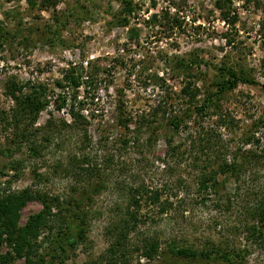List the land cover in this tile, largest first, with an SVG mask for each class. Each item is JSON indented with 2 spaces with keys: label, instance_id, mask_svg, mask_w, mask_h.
Instances as JSON below:
<instances>
[{
  "label": "rangeland",
  "instance_id": "rangeland-1",
  "mask_svg": "<svg viewBox=\"0 0 264 264\" xmlns=\"http://www.w3.org/2000/svg\"><path fill=\"white\" fill-rule=\"evenodd\" d=\"M73 1L0 0V198L30 189L46 194L51 203L58 199L50 228L36 241L38 252L49 250L46 264H163L170 260V244L200 250L211 243L216 249L248 245L245 263L264 264V246L244 240L254 222L244 208L256 198L243 201L251 188L264 196V0H81L91 20L74 11L50 37L49 28L65 20ZM218 1L238 17L234 27L220 20ZM162 8L183 18L186 28L165 33L146 22ZM226 39L233 40L230 46ZM174 57L199 65L185 71L171 61ZM221 62L237 70L241 66L256 83H239L202 114L200 123L213 138L211 149L200 154L190 141L199 129L192 121L195 114L187 129L174 133L161 122L162 111L153 112L167 95L178 108L199 105L222 80L213 69ZM72 68L75 75L93 73L101 82L92 89L80 78L72 92L64 81ZM11 82L22 88L16 92L20 99L31 90L39 93L43 107L34 121L17 110L6 91ZM187 85L196 92L191 105L179 94ZM86 92L94 100L79 107ZM119 102L133 119L143 113L153 123L139 129L132 123L126 132L115 123ZM71 111L87 123L73 122ZM169 137L178 147L175 154L167 150ZM238 149L259 163H251L218 194L200 190L202 166L209 171ZM72 198L86 213L84 238L74 234L73 244L64 243V251L55 250L52 257ZM41 209L39 200L26 201L17 227ZM7 238L0 237V253L23 264ZM154 242L159 253L149 259L146 252Z\"/></svg>",
  "mask_w": 264,
  "mask_h": 264
},
{
  "label": "trees",
  "instance_id": "trees-1",
  "mask_svg": "<svg viewBox=\"0 0 264 264\" xmlns=\"http://www.w3.org/2000/svg\"><path fill=\"white\" fill-rule=\"evenodd\" d=\"M80 1L81 0H74L72 6L66 10L65 15L63 16L65 20H63V22L62 20H60L49 28L48 33L50 37H55L56 32L61 26L64 25V22L68 23L70 21L69 18L73 17L74 11H76L77 13L79 10L82 11V20H91L89 9L81 5ZM129 3L130 5L132 4L131 2ZM126 4V12L128 14L132 13V8L129 7L128 3ZM92 7L95 6L92 4ZM216 8L219 10L220 20L222 21V23L226 24L228 27H234L235 23L238 21V17L236 16V14L231 15L230 12L226 11L223 2L220 1L217 2ZM182 20L183 18L180 19L179 17L171 16L169 9L166 8H162L158 13H151L146 18L147 23L153 24L154 27L158 26V28H160L159 30H163L165 33H171L174 30H183L184 28H186V26L183 25ZM225 42L228 46H230L233 40L231 41V39H226ZM174 59L175 57L171 61L176 65V67L185 71L190 69L191 66L195 64L199 65V63L194 60L187 61L183 59ZM240 67L239 70H237L233 66L224 64V62L214 65V71L219 77L222 78V80L215 83L216 90L207 94L199 105L178 108L175 104L167 102L168 98L170 97L169 95H167L165 97H161L159 104L155 107L156 110H154L153 116H157L158 111L161 110V122L167 124V126L171 128L172 132L179 133L180 130H185L188 128L187 120L190 121L192 115L195 114L192 121L199 127L197 133L195 132V139L189 135L188 131L186 133L190 136V141L193 142L192 150L196 148L200 152V154H203L208 149H211V146L208 143L212 140L211 138H213V136H211V130L208 131L201 125L200 121L203 120L202 114L207 113V110L211 107L217 106L216 103L219 102L220 96L226 91L234 89L239 83L247 85H254L256 83L255 80L251 78L250 74H248L242 67ZM75 74V70L74 68H72L64 77V81L68 83V85L70 86L69 89H71L72 92H74L75 89L79 86L80 78L81 81H84L85 78V84L92 89L97 87L101 82L98 77L93 78V73H88V75H83L82 77ZM158 85L160 86V88L162 87L161 83H159ZM185 87L180 90L179 94L183 97H188L189 103L191 105L193 99L195 98L196 92L190 91L188 85ZM21 89L22 88L20 87L16 88V84L14 82H11L6 86V91H8L9 95L14 99L15 103L18 106L17 110L19 112H22L21 116H27L32 122L35 120L37 112H39V110L43 107V103L40 100L39 93L35 90H31L30 93L24 95L23 99L18 98L16 92L19 91L18 93H21ZM62 100L65 101V98H63ZM87 100L92 103L94 100V94L86 92L84 101L79 100L77 102V105L79 107L80 105L83 106ZM124 106L125 104L123 102H119L117 104L115 123L117 126L123 127L126 132L130 131L129 127L132 123L134 124L136 129L148 127L151 123H153V120L147 119L143 113L136 116L137 118L133 119V117L127 112V110L126 112H124ZM71 108L74 109V104H71ZM70 117L72 118L73 122L87 123L84 118H82L78 114H75L73 111L70 112ZM90 117H93V113L89 114V118ZM172 140V137L167 138L166 146L169 153L175 154L178 147L171 146L173 143ZM249 141L250 139L246 138L244 140V143L247 144ZM128 142L129 138H127L126 135V138L122 139V144L127 145ZM32 149L34 150V152H36V149L34 147H32ZM246 153H248L247 150L243 151L242 149H238L237 152L232 154V158L229 161L225 160L226 155H224L223 159L220 158L218 159V163H214L216 167L213 168L212 166L209 171H207V168L209 166H202L198 178L199 189L204 191L210 190L212 191V193L218 194L220 188L223 187L225 183L231 181V179L238 180L239 177H241V174L249 170L248 167H250L251 163H259V161L257 160L250 159L248 156L246 157ZM219 175L221 176L220 178ZM248 190L250 192H246V194H244V197H247V199L243 200L245 205L249 202L250 199L248 197H250L251 195L256 199L251 205L246 206L244 210L248 209V214L251 215L254 222H252V224L247 227V233L249 235L247 236V238H250H243L246 244L250 243L253 246L263 247L264 196H259L258 191L254 190V188ZM30 199L39 200L42 205V209L40 210V212L32 216L22 228H18L17 220L19 218V211L23 207L25 202ZM58 203V199H55V202L51 203L50 198L46 194H38L36 192H32L30 189H25L21 193L6 194L5 196L0 198V237L3 234H6L8 236L7 240L9 246L12 249V254L15 257L22 258L23 264L47 263L49 250L38 252L36 241L42 230L50 228V219L54 216V213L51 212L52 206H57ZM70 205L71 208L68 209L69 214H67L66 218V221H68V223L66 224L65 231L63 233L60 231L62 234L58 233L54 237L55 247L57 248L52 249V257L54 254L53 252H56L58 249L60 251H64V243L69 242L73 244L75 237L74 234L76 235L77 240H82L84 238V222L86 220V213H84L83 209L80 208V204L75 198H72L70 200L68 206ZM75 220L77 221V229L75 228L76 231L75 233H73L72 230L74 229L73 224ZM166 251L169 254L170 260L165 261L163 264H180V260L185 262L183 264H221L222 261L226 264H247V261L245 263V256L248 251V245L242 248H239L235 245L232 248L226 247L223 249H216L211 243L209 248L198 250L192 247H174V244H170L166 247ZM163 252L164 251H161L160 254ZM146 253V256L149 259L154 255H158L159 245L156 242L152 243L150 245V248L147 249ZM0 264L15 263L12 262L9 253H0Z\"/></svg>",
  "mask_w": 264,
  "mask_h": 264
}]
</instances>
